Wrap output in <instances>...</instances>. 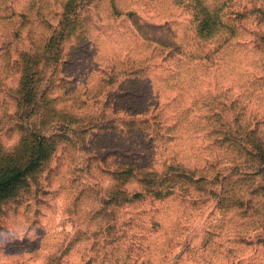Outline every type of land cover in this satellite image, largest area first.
<instances>
[{
  "label": "rangeland",
  "instance_id": "obj_1",
  "mask_svg": "<svg viewBox=\"0 0 264 264\" xmlns=\"http://www.w3.org/2000/svg\"><path fill=\"white\" fill-rule=\"evenodd\" d=\"M212 1L225 3L226 23L238 29L232 43H223L228 28L202 37L205 21L190 0H90L82 8L61 58L42 68L40 113L28 120L47 135L49 157L19 196L0 202V264H264V189L247 179L253 160L219 149L192 123L211 122L210 102L227 92L250 101L258 119L251 125L260 121L264 135L263 55L254 47L264 21L258 12L232 13L264 0ZM63 3L0 0V15L11 16L0 18V153L26 132L22 115L32 102L20 99L22 51L43 44L42 15ZM22 10L30 18L15 14ZM212 52L219 70L201 72L198 56ZM158 108L179 119L175 139L151 146L146 134L126 135V121ZM173 159L200 170L227 162L221 169L230 177L205 184L215 193L192 188L193 198L180 189L155 197L119 178L125 162L160 172Z\"/></svg>",
  "mask_w": 264,
  "mask_h": 264
},
{
  "label": "trees",
  "instance_id": "obj_2",
  "mask_svg": "<svg viewBox=\"0 0 264 264\" xmlns=\"http://www.w3.org/2000/svg\"><path fill=\"white\" fill-rule=\"evenodd\" d=\"M89 1L90 0H64L62 10L53 12L52 17H48L49 15H42L43 19L41 22L43 26H46L49 30V33L42 42L43 44L29 43L30 45L28 48L22 51V61L19 63L23 71L21 83L22 95L20 99L23 100V98L27 97L32 103L22 115L23 120H27L26 125H24L26 132L22 137V141L10 152L5 151L4 153H0V155H2L0 157V202L6 198L19 196V193L27 188L28 181L32 177L31 175L41 169L48 160L49 145L46 143L47 135L42 131H36L32 128L28 119L40 113L37 92L40 77H43L42 68L44 66H50L52 61L61 58L63 44L70 35H72V31L76 29L81 18L82 8L88 4ZM190 1L200 19L205 21L202 29V37L204 36L207 39L213 38L218 36L222 29L228 28L230 33L223 43H232L238 34V29L231 26L228 27L224 16L229 13H222L225 3L212 0ZM41 10L38 9V15L41 14ZM249 11L252 13L258 12L260 14L259 22L261 23L264 21V7H254L253 10L243 9L232 13L236 14V16L247 17ZM14 13L15 12H12V14ZM133 13L134 11H131L130 15H133ZM15 14H18L22 18H30L29 13L25 10ZM6 17L11 16L0 15V18ZM69 27H71V29H69ZM254 34L257 37L254 47L262 53L264 65V33L254 32ZM3 43L8 46L11 44V41H4ZM218 48L219 47H216L214 50H218ZM198 60L204 69V71L201 72L209 70V72L213 73L219 70V64L216 63L217 60L214 56V52L201 54L198 56ZM258 79L260 89L264 90V70L258 75ZM209 85L210 87H214L217 86V83L212 82L209 83ZM210 104V113L206 115L205 118L211 119V122L207 120L204 121L202 118L201 122L192 121V123L196 128L200 126L201 129L206 130L204 138L209 139L212 137L214 145L219 149H231L232 151H237L236 156L239 158H243L247 155L252 159L253 163H251V167L254 169L253 173H247L250 174V177L247 179L253 182L250 183L251 186H254L257 182L259 183L254 189L263 190V128L260 121L255 123V127L251 125L253 124L251 120L258 119H256L255 114L249 112L251 105L250 101L242 102L239 96H232L227 92H222L221 94H216ZM236 109H239L240 112ZM149 110L150 109L139 112L143 117H135L124 123V125L128 127V131L125 132L126 135L145 136L146 134V138L149 139L151 146H155L157 142L162 144L165 141L175 139L177 137V132L181 129L179 119L175 121L165 108ZM194 110L195 107H189V109H187L190 114H192ZM246 122L249 123L246 124ZM232 123L237 124V127L233 129ZM240 135H243L241 139H239ZM18 155L24 156L23 161H17ZM173 160L174 162L168 163L165 169L160 172L156 170L145 171L143 167L136 162H125V164L120 166V168L123 166V169L118 171L119 178L123 179L125 182L134 179L138 183H142L147 192L155 197H169L180 189L183 194H187V197L193 198L194 196L191 192L192 188L196 187L205 192L210 191L215 193L216 189L214 187L210 189L206 187L205 184L215 183L220 179L221 175H223V179L230 177L228 176L229 174L222 173L224 169H221V167L226 166L227 162L219 166V162L213 161L207 163V165L200 170L197 167L186 165V163L182 161ZM212 168L214 169L213 172H211ZM257 175H260V179H257ZM137 193L142 192L137 191ZM244 211L246 215L250 214V207L246 206Z\"/></svg>",
  "mask_w": 264,
  "mask_h": 264
}]
</instances>
